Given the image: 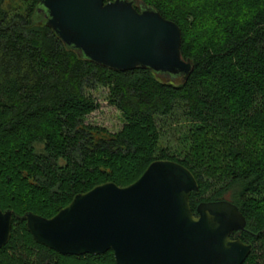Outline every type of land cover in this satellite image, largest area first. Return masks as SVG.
Segmentation results:
<instances>
[{
	"label": "trees",
	"instance_id": "16d2710c",
	"mask_svg": "<svg viewBox=\"0 0 264 264\" xmlns=\"http://www.w3.org/2000/svg\"><path fill=\"white\" fill-rule=\"evenodd\" d=\"M38 1L0 0V209L14 214L0 264H116L112 251L46 249L21 217L49 219L106 182L127 187L158 160L193 174L194 214L235 205L252 246L243 264H264V0H128L179 27L187 80L93 63L45 25ZM98 88L124 121L117 133L86 124ZM162 119L183 130L180 150L161 145Z\"/></svg>",
	"mask_w": 264,
	"mask_h": 264
},
{
	"label": "water",
	"instance_id": "95a60500",
	"mask_svg": "<svg viewBox=\"0 0 264 264\" xmlns=\"http://www.w3.org/2000/svg\"><path fill=\"white\" fill-rule=\"evenodd\" d=\"M45 25L67 47L114 71L150 69L187 80L192 63L181 57V30L152 9L114 0H39ZM193 174L165 160L152 162L127 187L112 182L77 194L46 219L26 213L28 233L38 245L64 256L112 251L116 264H243L252 246L232 235L245 230L228 201L200 203ZM14 214L0 209V249L11 237Z\"/></svg>",
	"mask_w": 264,
	"mask_h": 264
},
{
	"label": "rangeland",
	"instance_id": "374dc122",
	"mask_svg": "<svg viewBox=\"0 0 264 264\" xmlns=\"http://www.w3.org/2000/svg\"><path fill=\"white\" fill-rule=\"evenodd\" d=\"M92 95L96 99L98 109L87 117L86 124L104 129L112 134L119 132L124 125V121L115 107L109 104L107 90L98 88L92 92ZM172 119H162L158 123L162 128L163 142L161 145L169 147L170 151L174 152L176 148H181L179 139L183 136V130H179V124Z\"/></svg>",
	"mask_w": 264,
	"mask_h": 264
},
{
	"label": "flooded vegetation",
	"instance_id": "af4514ba",
	"mask_svg": "<svg viewBox=\"0 0 264 264\" xmlns=\"http://www.w3.org/2000/svg\"><path fill=\"white\" fill-rule=\"evenodd\" d=\"M203 203H204V202H203ZM198 205H199V204H198ZM198 205H197V206H198ZM238 235H239V234H235V233H234V234L232 235V238H234V237H237V238H238ZM238 239H239V238H238ZM239 240H240V239H239Z\"/></svg>",
	"mask_w": 264,
	"mask_h": 264
}]
</instances>
